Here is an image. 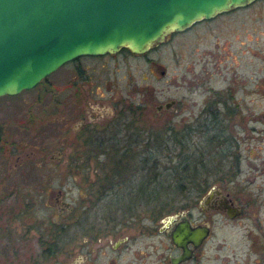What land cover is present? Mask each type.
<instances>
[{
    "label": "flooded vegetation",
    "instance_id": "af4514ba",
    "mask_svg": "<svg viewBox=\"0 0 264 264\" xmlns=\"http://www.w3.org/2000/svg\"><path fill=\"white\" fill-rule=\"evenodd\" d=\"M125 53L145 55L121 49L117 53L79 56L63 64L70 66L66 134L78 147L63 163H41L61 166L63 171L46 174L60 179L20 180L25 185L19 183L16 190L21 208L0 215V264H264V229L227 225L243 222V201L237 202L221 185L209 186L207 180H167L162 176L164 170L190 168L188 159L192 155L182 156L187 149L186 140L211 129L212 124L219 122L221 112L209 108V103L205 118L197 115L191 121L179 123L166 117L159 121L176 100L169 108L161 106L164 102L156 104V116L152 117L148 101L129 97L120 100L116 92L108 97L98 93V89L110 90L114 83L112 79L99 81L96 66L105 68L106 61ZM82 59L93 63L83 64ZM221 101L226 100L217 99L218 103ZM232 113L227 110L224 117L232 118ZM170 139H176L182 148L181 156H176L178 162L170 166L154 164V174H142L140 186L129 184L135 174L133 170L126 173L123 167L125 162L134 160L133 153L139 149L148 151L158 142L167 148ZM112 152L122 154L115 163L92 162L98 154ZM55 153L59 160L60 152ZM25 158L29 157L23 156L8 165V172L14 173L26 164ZM140 159L144 162L139 166L147 170V158ZM192 162L198 168V159ZM55 182L57 186L53 188ZM145 189L155 196L159 193L164 198L168 194L179 198L182 204L139 214L134 193ZM120 192L129 194L126 206L120 205ZM41 204L50 208L51 213L41 216ZM218 219L221 226L215 225ZM180 225L186 227L178 232ZM202 226L206 231L201 230ZM176 232L178 243L172 238Z\"/></svg>",
    "mask_w": 264,
    "mask_h": 264
},
{
    "label": "rangeland",
    "instance_id": "374dc122",
    "mask_svg": "<svg viewBox=\"0 0 264 264\" xmlns=\"http://www.w3.org/2000/svg\"><path fill=\"white\" fill-rule=\"evenodd\" d=\"M82 63L93 62L82 59ZM105 65V68L96 66V77L99 81L104 78L103 82L112 79L114 86L110 90H97L106 97L116 92L120 100L129 97L148 101L152 117L156 116V104L176 100L159 121L166 117L179 123L191 121L197 115L205 118L209 103H212L209 108L221 112L219 122L210 123L214 125L211 129L200 137L186 140L187 149L182 156L192 155L190 168L184 172L182 168L164 170L162 176L167 180L175 177L203 179L209 186L221 185L237 202L243 201V222L227 225L264 229V0L173 32L143 56L125 53L118 59L106 61ZM69 72L70 66L62 65L34 88L0 97V215L21 208L16 193L20 185H24L20 180L60 179L46 174L58 172V169L63 171L61 166L41 163H63L78 147L72 144L65 128ZM219 98L225 99V103H218ZM230 109L233 113L228 119L224 113ZM162 147L136 150L134 160L123 163L126 173L133 170L135 174L129 184L140 186L142 174H154V164L170 166L178 162L176 156H181L182 148L177 141L170 140L167 148ZM57 151L61 154L59 160L56 159ZM20 155L29 157L23 160L26 164L9 173L7 166H12ZM121 156L118 152L100 153L92 162L113 164ZM140 158H147V170L139 166L144 162ZM194 158L199 161L198 168L192 162ZM28 167H33L34 171ZM134 194L136 211L142 215L167 201H170V208L182 204L179 198L169 194L164 198L159 193L155 196L148 189ZM119 196L120 205L126 206L129 194L120 192ZM38 212L44 216L50 214L51 209L41 204ZM218 222L219 219L215 225L221 226ZM245 244L243 240V249Z\"/></svg>",
    "mask_w": 264,
    "mask_h": 264
},
{
    "label": "water",
    "instance_id": "95a60500",
    "mask_svg": "<svg viewBox=\"0 0 264 264\" xmlns=\"http://www.w3.org/2000/svg\"><path fill=\"white\" fill-rule=\"evenodd\" d=\"M254 1L0 0V97L34 88L79 56L146 53L173 32Z\"/></svg>",
    "mask_w": 264,
    "mask_h": 264
},
{
    "label": "trees",
    "instance_id": "16d2710c",
    "mask_svg": "<svg viewBox=\"0 0 264 264\" xmlns=\"http://www.w3.org/2000/svg\"><path fill=\"white\" fill-rule=\"evenodd\" d=\"M170 140H172V141H176V139H170ZM170 140H167V146H168V143H169V141ZM165 145V144H164ZM164 145H161V143L160 142H158V143H154L153 145H152V147L153 148H161L162 146H164ZM187 160H185L184 162H186ZM188 161L190 162L191 160H190V157H189V159H188ZM200 162H202L203 163V161H200ZM202 163H200V165L202 166L203 164ZM182 171L184 172L185 170L184 169H182ZM182 176V175H181ZM159 177V176H158ZM174 188H176L175 186H174ZM168 203H162V205H158L157 207L158 208H160L161 207V209L162 210H166V209H170V201H167ZM159 203H161V202H159Z\"/></svg>",
    "mask_w": 264,
    "mask_h": 264
}]
</instances>
